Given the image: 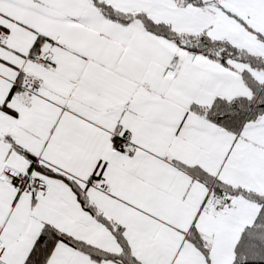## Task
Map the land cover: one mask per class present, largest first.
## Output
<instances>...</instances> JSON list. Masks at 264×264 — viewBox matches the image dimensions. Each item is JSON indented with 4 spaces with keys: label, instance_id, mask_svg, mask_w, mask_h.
<instances>
[{
    "label": "snow or ice",
    "instance_id": "snow-or-ice-1",
    "mask_svg": "<svg viewBox=\"0 0 264 264\" xmlns=\"http://www.w3.org/2000/svg\"><path fill=\"white\" fill-rule=\"evenodd\" d=\"M0 264H264V0H0Z\"/></svg>",
    "mask_w": 264,
    "mask_h": 264
}]
</instances>
